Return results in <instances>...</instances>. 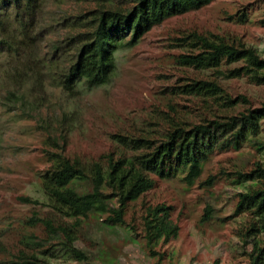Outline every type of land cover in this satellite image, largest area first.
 Returning <instances> with one entry per match:
<instances>
[{
  "label": "rangeland",
  "instance_id": "1",
  "mask_svg": "<svg viewBox=\"0 0 264 264\" xmlns=\"http://www.w3.org/2000/svg\"><path fill=\"white\" fill-rule=\"evenodd\" d=\"M96 5L45 0L30 21L21 23L13 12L0 25V39L11 42V47L0 48V263L23 256L31 264H250L251 244L243 241L242 231L252 216L235 215V209L239 194L252 183H237L235 173L264 162V152L251 140L238 149L215 150L193 185L186 183L184 172L171 179L153 175L154 188L129 202L124 224L107 225L109 213L82 218L74 244L59 230L73 219L47 204L40 175L50 166L46 150H59L49 139L51 121L66 117L67 156L95 160L109 153H134L114 134L160 142L176 122L192 127L264 106V83L224 74L243 62L206 69L179 62L180 54L199 51L182 40L192 32L244 43L264 56V0H213L168 18L133 47L116 52L117 66L108 83L68 93L55 83L47 64L52 62L53 70L69 64L78 46L71 24L80 16L88 20ZM32 69L42 71V88L34 79L19 80ZM199 79L216 81L234 104L188 93L185 85ZM34 87L37 102L31 94ZM9 91L23 99H10ZM257 139L264 141V119ZM210 176L213 183L206 184ZM161 203L173 206L180 232L170 242L150 246L144 237V215L148 207ZM207 206L211 217L202 221ZM73 248L87 258L76 256Z\"/></svg>",
  "mask_w": 264,
  "mask_h": 264
},
{
  "label": "trees",
  "instance_id": "2",
  "mask_svg": "<svg viewBox=\"0 0 264 264\" xmlns=\"http://www.w3.org/2000/svg\"><path fill=\"white\" fill-rule=\"evenodd\" d=\"M44 1L0 0V25L4 23V16L13 12L21 23L26 18L30 21ZM84 1H95L97 5L90 11L88 20H81L80 16L71 24L70 34L78 37L73 59L65 67L59 65L55 70L52 62L47 64V69L55 73V83L68 93L80 86L93 88L108 83L117 66L115 54L118 50L133 47L146 32L166 19L200 9L213 0ZM240 18L245 20L244 15ZM182 40L198 47L199 51L180 54L181 64L206 69L219 68L224 63L243 62L241 66L228 69L225 76H247L252 82L264 83V56L257 48L244 43L236 44L225 37H209L197 32L189 33ZM4 47H11V42L0 39V48ZM41 72L32 69L19 80L34 79V85L42 88ZM185 90L191 94L218 98L227 106L234 104V99L224 93L216 81L193 80L185 85ZM9 94L10 99H23L15 91H9ZM31 94L35 97V87ZM39 97L36 96L34 101L37 102ZM65 118L48 124L51 144L59 150H46L50 166L40 177L47 204L73 219L70 226L59 227L72 244L76 241L75 232L81 226L82 218L109 213L105 221L107 225L115 227L124 224L129 202L136 201L154 188L156 180L153 175L171 179L184 172L186 183L193 185L201 176L204 163L217 149H238L244 142L251 140L257 150L264 152V141L257 139L261 120L264 119V106L249 109L240 113V116H230L227 120L206 119L192 127L176 122L160 142L146 136L114 134L116 141L134 153L118 157L109 153L95 160L69 157L64 153L70 130L65 128ZM235 174L237 183H252L239 194L235 215L251 214L249 226L242 231L243 241L251 244L247 251L250 264H264V162L258 161L252 170H239ZM213 179L210 176L206 184H212ZM172 211L173 206L165 203L148 207L144 215V237L148 245L152 246L161 240L170 242L178 237L180 226L173 220ZM211 213V207L207 206L202 221L208 220ZM45 223L51 226L49 221ZM73 251L76 256L87 258L82 251L75 248ZM0 264L31 262L22 256L18 260H6Z\"/></svg>",
  "mask_w": 264,
  "mask_h": 264
}]
</instances>
